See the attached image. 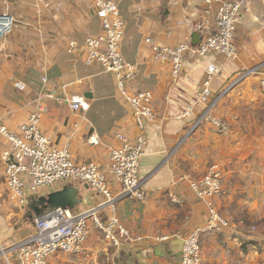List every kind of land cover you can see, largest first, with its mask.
<instances>
[{
  "label": "crops",
  "instance_id": "obj_1",
  "mask_svg": "<svg viewBox=\"0 0 264 264\" xmlns=\"http://www.w3.org/2000/svg\"><path fill=\"white\" fill-rule=\"evenodd\" d=\"M50 1L52 7L40 15L33 0H7L5 12L13 17L14 28L0 40V124L17 131L32 110L31 99L52 93L55 98L45 95L42 100L49 109L42 131L52 134L55 145L68 147L77 162L95 161L107 171L110 148L119 145L116 134L134 137L138 133L131 107L121 95L115 73L100 64H87L82 55L87 36L101 28L94 0ZM114 1L126 22L122 53L137 66L126 86L131 92L148 89L154 94L156 120L147 124L148 141L140 165L148 195L145 201L118 203L117 215L131 240L114 246L90 220L84 251L54 253L49 264H179L183 247L179 249L172 240L206 226L208 219L207 206L190 182L213 165L222 172L223 191L217 206L234 227L202 233L203 264H264L256 258L264 261V234L254 235L249 228L251 221H264V92L259 85L264 75V0H251L240 12L234 38L236 58H200L190 50L178 78L172 77L169 63L154 58L145 38L153 37L167 46L191 39L196 31L203 38L199 27L208 19L213 22L214 12L206 14L200 0ZM58 2L63 4L59 11L55 9ZM26 5L22 13L27 16L20 19L19 8ZM70 40L78 43L75 53L67 50ZM214 59L223 70L212 83L211 99L217 98L215 115L231 127L227 135L217 133L207 122L194 127L203 105L184 115L198 100L207 65ZM253 68L259 71L236 81L244 69ZM43 76L48 78L46 83ZM31 79L36 83L29 91L15 87V81ZM72 95L86 97L89 109L76 112L69 103L56 100ZM94 133L101 140L98 145L88 141ZM7 144L0 134V264H20L4 245L14 240L9 238L13 233L18 242L34 227L29 223L30 203L26 208L9 196L1 158ZM108 178L112 192H119L121 185L112 175ZM101 199L91 186L83 191V204L78 208Z\"/></svg>",
  "mask_w": 264,
  "mask_h": 264
},
{
  "label": "built area",
  "instance_id": "obj_2",
  "mask_svg": "<svg viewBox=\"0 0 264 264\" xmlns=\"http://www.w3.org/2000/svg\"><path fill=\"white\" fill-rule=\"evenodd\" d=\"M200 1L204 3L206 14L214 12V21L208 19L200 25L203 38L199 44L194 45L189 39L177 46H167L160 44L153 37L145 38V43L151 47L154 58L171 65L173 78H178L183 72L185 54L190 50L200 58L222 57L225 61L238 55L234 43L237 23L241 10L251 0ZM33 5L40 15L44 9L52 7L50 0H33ZM62 6L63 4L58 2L55 9L59 11ZM94 7L101 20V28L97 34L87 36L82 55L87 64H100L105 71L115 73L121 95L131 107L138 133L134 137L125 132L116 134L119 145L110 148L105 171L95 161L77 162L68 147L55 145L52 134L42 131V120L49 111L42 100L45 95L55 98L52 93H42L31 99L32 110L27 121L20 124L17 131H10L5 125L0 124V134L8 142L2 150L1 158L11 199L20 205H26L33 195L47 194L58 184L77 182L88 183L102 195L100 201L87 207L75 209L57 207L35 217L33 231L8 248V251L17 256L20 264H49V256L57 252L82 253L89 234V220L93 221L107 242L120 246L124 240H131V237L117 215L118 202L124 199L145 201L148 195L140 176V165L148 141L147 124L156 120L154 94L148 89L131 92L126 86L135 76L137 66L127 62L122 53L126 22L118 3L114 0H94ZM2 14L9 13H0L1 40L10 35L14 28L13 17L12 20L1 21ZM77 48L78 43L75 40L68 42L67 50L70 53H75ZM222 70L223 65L216 59L207 65L198 100L186 109L184 115L191 114L197 106L203 105L194 127L201 122H207L217 133L227 135L231 127L214 113L217 98L210 99L212 83ZM254 71H259V68L244 70L236 81ZM47 81V76H43L42 82ZM35 83L36 80L31 79L17 80L14 84L19 91L27 92ZM259 85L264 92V75ZM56 100L59 104L69 103L76 112H85L90 107L88 99L80 95L59 97ZM88 141L90 144L98 145L101 140L94 133ZM109 175L121 185V190L115 194L109 186ZM190 186L196 196L207 203L209 215L206 226L198 227L183 237L179 264H203L202 233L221 232L231 224V220L221 214L214 203L215 198L223 191L222 172L217 165H213L204 176L192 180ZM172 199L180 201L173 196Z\"/></svg>",
  "mask_w": 264,
  "mask_h": 264
},
{
  "label": "water",
  "instance_id": "obj_3",
  "mask_svg": "<svg viewBox=\"0 0 264 264\" xmlns=\"http://www.w3.org/2000/svg\"><path fill=\"white\" fill-rule=\"evenodd\" d=\"M12 20V16L9 14H2L1 21ZM192 44L197 45L202 39L200 32L196 31L192 34ZM91 188L88 183H68L59 189L48 192L44 195H33L31 198L30 220L33 221L35 217H38L48 210L62 207V208H78L83 204V191ZM30 198V199H31ZM174 244H178L179 249L183 247V239L176 238L172 240ZM167 243V242H166Z\"/></svg>",
  "mask_w": 264,
  "mask_h": 264
},
{
  "label": "rangeland",
  "instance_id": "obj_4",
  "mask_svg": "<svg viewBox=\"0 0 264 264\" xmlns=\"http://www.w3.org/2000/svg\"><path fill=\"white\" fill-rule=\"evenodd\" d=\"M14 4H16V3H14ZM8 2H7V0H0V13H3V12H5L6 11V9L8 8ZM13 5V4H12ZM29 5H26L25 7L24 6H21L19 9H20V13H19V17H20V19H22L23 17H25V16H27L26 14H23L22 12H23V10L26 8V7H28ZM11 10V9H10ZM21 28L22 27H19V30H21ZM19 32H21V31H19ZM17 34H20V33H17ZM16 39V38H15ZM14 39V40H15ZM1 40V39H0ZM236 45V44H235ZM226 61H229V60H226ZM244 70H246V69H244ZM242 71H243V69H242ZM213 94V93H212ZM212 96V95H211ZM210 99H211V97H210ZM222 120H224V119H222ZM225 121V120H224ZM226 122V121H225ZM228 123V122H227ZM229 124V123H228ZM4 178H5V175H4ZM6 182V181H5ZM4 192H7V190L6 189H4ZM221 195V194H220ZM219 195V196H220ZM219 196H217L216 198H215V200H214V203H215V207L217 208V209H219L220 210V208L217 206V203H216V199L219 197ZM11 199V198H10ZM31 200H32V198L31 199H29V201L31 202ZM29 201H28V203L26 204V205H22L23 207L24 206H26V208L28 207V204H29ZM204 202V201H203ZM119 203V202H118ZM204 204L207 206V203L206 202H204ZM117 208H118V204H117ZM207 208V210H208V215H209V209H208V206L206 207ZM220 212H221V210H220ZM221 214H223L222 212H221ZM208 215H207V217H208ZM223 215H225V214H223ZM34 221V220H33ZM90 221V220H89ZM252 222V227L251 226H249V228H251V232H253L252 234H256V235H258V233L259 234H261V233H263L264 234V221L262 222V223H260V224H258V223H256V222H254V221H251ZM30 223V225L32 224V222H29ZM254 225V226H253ZM234 227V225L232 226L231 224H230V226H229V228L230 229H232ZM12 236V237H11ZM9 238L10 239H14V240H10L8 243H6L5 245H4V248H9L12 244H14V242H17V240H18V237H16V235L13 233L12 235H11ZM7 240V239H6ZM5 249V250H6ZM260 252V251H259ZM203 258V257H202ZM257 258V262H262V263H264V261H261L260 260V257H256ZM258 258H259V260H258Z\"/></svg>",
  "mask_w": 264,
  "mask_h": 264
},
{
  "label": "trees",
  "instance_id": "obj_5",
  "mask_svg": "<svg viewBox=\"0 0 264 264\" xmlns=\"http://www.w3.org/2000/svg\"><path fill=\"white\" fill-rule=\"evenodd\" d=\"M29 202H30V201H29ZM31 225H32L33 227H35V226H34V221H32V224H31ZM33 229H34V228H33ZM208 232H209V231H208ZM204 233H206V232H204ZM201 241H202V240H201Z\"/></svg>",
  "mask_w": 264,
  "mask_h": 264
}]
</instances>
